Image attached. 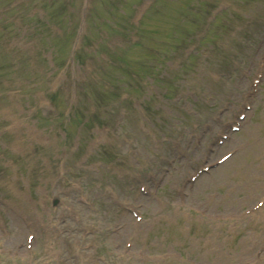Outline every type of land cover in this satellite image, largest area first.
Wrapping results in <instances>:
<instances>
[{
    "label": "rangeland",
    "instance_id": "rangeland-1",
    "mask_svg": "<svg viewBox=\"0 0 264 264\" xmlns=\"http://www.w3.org/2000/svg\"><path fill=\"white\" fill-rule=\"evenodd\" d=\"M43 1L0 0V71L8 54L29 53L0 72L11 74L0 83V264H264V0H214L209 21L230 19L213 45L201 42L208 1L139 0L157 33L138 46L112 38L120 70L54 66L70 42L54 39ZM184 30V46L170 38ZM160 49L159 60L148 52ZM90 112L109 128L79 134Z\"/></svg>",
    "mask_w": 264,
    "mask_h": 264
}]
</instances>
